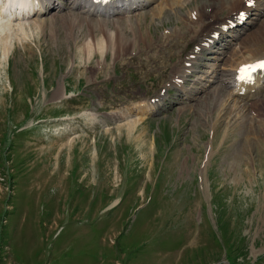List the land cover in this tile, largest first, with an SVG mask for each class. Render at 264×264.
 Instances as JSON below:
<instances>
[{"label":"rangeland","instance_id":"rangeland-1","mask_svg":"<svg viewBox=\"0 0 264 264\" xmlns=\"http://www.w3.org/2000/svg\"><path fill=\"white\" fill-rule=\"evenodd\" d=\"M159 1L91 15L124 17L123 41L66 23L80 11L67 5L0 35V264H264V106L234 122L212 99L218 79L167 87L196 41L163 36L206 1L152 21Z\"/></svg>","mask_w":264,"mask_h":264},{"label":"bare ground","instance_id":"bare-ground-1","mask_svg":"<svg viewBox=\"0 0 264 264\" xmlns=\"http://www.w3.org/2000/svg\"><path fill=\"white\" fill-rule=\"evenodd\" d=\"M55 1L56 0H0V35L9 34L13 31L14 28L12 29L10 21L13 20L14 16L17 15L18 17L16 18L18 19L27 18L25 13H32L33 15L43 16L44 14L50 13L52 10L58 8ZM193 1L194 0H160L159 4L154 9V12H152V15H154L152 17V21L154 20V18H162V16L166 12L167 7H170V10L173 13H177L178 10L186 7V5L191 4ZM204 1L206 2L204 5H202L204 6L203 8H200V6H195L194 9L187 10L186 12H184L186 19H182L181 17H179V22L181 21V25L178 26V29L180 30L178 31L180 32L179 34H175V32L172 30L174 33L167 32L163 36V40H165V37H168L167 43L172 44V42H176L177 39H179L178 37L184 38L183 40H186V37L190 38V36L187 34L193 33L191 41H196V43L194 42L195 46L191 47L187 52H189L191 49L192 50L187 55V52L183 55V59L186 55L185 59L182 61L183 65L181 67H175L176 70L175 72H173V74H175L174 78L172 77L173 75H171L172 80H170V83L167 85V87L180 89L182 91L185 90L191 93L192 88L187 89V86H185L184 83L189 81L190 79H193V76L195 77L196 83H198L196 85H199L195 88L197 91L201 88H206V84H203V81L206 78L212 77L213 79H218L220 85L217 86L215 90L213 89L214 92L212 95V99L215 104H219L221 115L225 119L229 118L234 122L238 120V117L242 120H245L244 117L246 116H244V112L247 111L250 105L256 104L257 106V104H260V106H264V70L256 72V67H253L248 69L247 74L242 71L246 65L256 66L262 60H264V46L262 45V43H264V19L263 21H260L262 23L256 28L255 31H252V33L250 34L246 33V37H241V35L238 34L241 29L237 25L242 24L239 23V20L241 18V12L242 16H247V14H256L257 16L255 19H252V22H250L249 19L246 20V22L243 23L241 28L244 29L248 27L247 25H255L256 22L259 23L258 20L264 17V0H219L218 3L215 2L216 0ZM152 2H155V0H66L67 6L73 5L74 8L80 11H78L77 13H73V16L76 17V19L66 18L65 22L68 24H75V26L77 27L79 25L82 29H84L85 26H89V31H101L103 33H106V30L109 31V29H111L110 27L113 26V29L114 27L116 29V33L115 35L110 34L108 36L106 33L107 41H114V39L116 38L117 41H123L126 40V37L123 36V21H120L118 19H124V17L118 16L116 21L111 22V20L103 21L98 18L95 19L91 17V15L109 14L110 16H116L120 13L124 14L123 10H126L127 12L131 13L135 9H144L148 4H151ZM231 3L232 5L230 6ZM218 4L222 7V10L226 7L228 13L223 16L218 15L217 11L219 10H214L213 7L214 5L217 9H219L217 7ZM208 8L212 9L208 10ZM142 13L143 12H141L140 14L141 16L143 15ZM127 17H129V15H127ZM94 19L98 20V22L94 21ZM44 20L45 19L39 18L36 21L34 20L35 22H30V24L34 23L32 24L34 27L43 28V24L45 23ZM236 22L237 25L235 28L229 31L225 30L226 27L231 26ZM24 24L19 23L18 29L22 28V30L26 34V31H28V28L30 26L26 27L24 26ZM97 24L99 27H97ZM134 25L133 32L137 35V30L135 29ZM209 27L211 28L207 31L206 28ZM228 40L230 41L228 42ZM233 41L237 42L235 47H233ZM103 43L104 39L98 41V49L102 54H104ZM87 44L91 43L88 42ZM6 45V50L9 53L13 49V45L12 43ZM29 46L30 45H28V47ZM209 55L210 57H208ZM206 58L207 60H213L214 62L212 64L205 63L204 66L209 67V69L203 70L202 63L205 62ZM199 72L202 73L199 75ZM242 75H244V79L240 78ZM201 84L202 86L200 87ZM163 99H166V88L155 100L152 101V104H149L151 103V100L150 102L145 103L146 107L143 109L144 112H155L157 109L160 108L161 101ZM251 99H253V101L248 103ZM206 104H209V101ZM149 107L153 108L154 111H152ZM263 118L261 117V119L264 121ZM218 120L220 121V116L218 117ZM248 121L250 123L253 122L254 127L259 126L257 124L258 119L251 117V120ZM245 122L247 123V120H245ZM258 133L260 138V136L264 133L263 126L261 127V129H259Z\"/></svg>","mask_w":264,"mask_h":264},{"label":"snow or ice","instance_id":"snow-or-ice-1","mask_svg":"<svg viewBox=\"0 0 264 264\" xmlns=\"http://www.w3.org/2000/svg\"><path fill=\"white\" fill-rule=\"evenodd\" d=\"M253 67H261V68H264V62H261V63H260L259 65H257V66H247V68L243 69L242 71H243L245 74H247L248 69H249V68H253ZM240 78H241V79H244L245 77H244V75H242Z\"/></svg>","mask_w":264,"mask_h":264}]
</instances>
